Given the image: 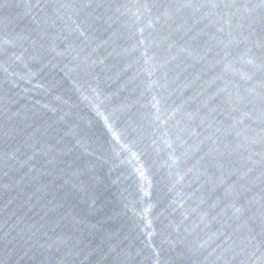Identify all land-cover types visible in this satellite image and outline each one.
Here are the masks:
<instances>
[{
    "label": "water",
    "instance_id": "water-1",
    "mask_svg": "<svg viewBox=\"0 0 264 264\" xmlns=\"http://www.w3.org/2000/svg\"><path fill=\"white\" fill-rule=\"evenodd\" d=\"M0 264H264V0H0Z\"/></svg>",
    "mask_w": 264,
    "mask_h": 264
}]
</instances>
